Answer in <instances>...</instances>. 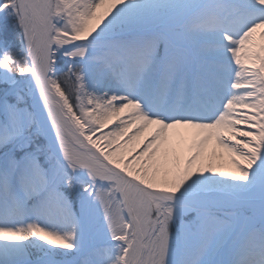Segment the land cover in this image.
I'll list each match as a JSON object with an SVG mask.
<instances>
[{
    "label": "snow or ice",
    "instance_id": "6c2138e0",
    "mask_svg": "<svg viewBox=\"0 0 264 264\" xmlns=\"http://www.w3.org/2000/svg\"><path fill=\"white\" fill-rule=\"evenodd\" d=\"M0 264H264V0H0Z\"/></svg>",
    "mask_w": 264,
    "mask_h": 264
}]
</instances>
